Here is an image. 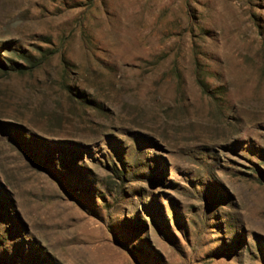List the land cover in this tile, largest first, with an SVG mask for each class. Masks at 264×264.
<instances>
[{"label":"rangeland","instance_id":"1","mask_svg":"<svg viewBox=\"0 0 264 264\" xmlns=\"http://www.w3.org/2000/svg\"><path fill=\"white\" fill-rule=\"evenodd\" d=\"M0 59V264H264V0H0Z\"/></svg>","mask_w":264,"mask_h":264},{"label":"trees","instance_id":"2","mask_svg":"<svg viewBox=\"0 0 264 264\" xmlns=\"http://www.w3.org/2000/svg\"><path fill=\"white\" fill-rule=\"evenodd\" d=\"M0 65L6 67V64L3 62L2 59H0ZM18 66H19V68H14V69H16L18 71L25 69L24 66H22L21 64H19ZM199 82H200L202 87L206 88V83H205L204 79L199 78Z\"/></svg>","mask_w":264,"mask_h":264}]
</instances>
